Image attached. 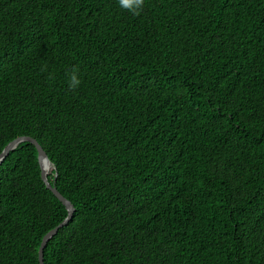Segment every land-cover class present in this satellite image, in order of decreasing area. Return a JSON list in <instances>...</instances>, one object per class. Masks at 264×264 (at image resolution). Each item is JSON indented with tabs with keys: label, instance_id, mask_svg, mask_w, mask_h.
Returning <instances> with one entry per match:
<instances>
[{
	"label": "trees",
	"instance_id": "obj_1",
	"mask_svg": "<svg viewBox=\"0 0 264 264\" xmlns=\"http://www.w3.org/2000/svg\"><path fill=\"white\" fill-rule=\"evenodd\" d=\"M21 137L75 208L45 264H264V0H0V155ZM38 155L0 166V264L69 215Z\"/></svg>",
	"mask_w": 264,
	"mask_h": 264
},
{
	"label": "water",
	"instance_id": "obj_2",
	"mask_svg": "<svg viewBox=\"0 0 264 264\" xmlns=\"http://www.w3.org/2000/svg\"><path fill=\"white\" fill-rule=\"evenodd\" d=\"M22 142H30L36 146V148L38 149V152H39L38 159H39V163H40L41 170H42L41 176H42V179H43L46 187L50 191L53 192V194L67 207V209L69 211V215H68L67 219L59 227L55 228L50 233H48L43 240L42 246H41L40 251H39V262H40V264H45L44 263V250H45L47 242L58 232V230L60 228H62L63 226H65L69 223V221L73 217V214L75 212V208L71 204V202H69L65 197H63V195L61 193H59L58 190L53 185H51V183L49 182V180H48L49 172L46 170L45 165L48 163L50 166H53V164L49 160L47 153L43 150V148L37 142V140H35L31 137H21V138L16 139L15 141L11 142L6 147L4 152L0 155V166H1L2 162L7 158V156L13 150H15L19 146V144H21Z\"/></svg>",
	"mask_w": 264,
	"mask_h": 264
},
{
	"label": "clouds",
	"instance_id": "obj_3",
	"mask_svg": "<svg viewBox=\"0 0 264 264\" xmlns=\"http://www.w3.org/2000/svg\"><path fill=\"white\" fill-rule=\"evenodd\" d=\"M118 6L133 14L139 15L145 6L146 0H117ZM82 83L81 72L78 67H73L68 74V86L76 90Z\"/></svg>",
	"mask_w": 264,
	"mask_h": 264
},
{
	"label": "bare ground",
	"instance_id": "obj_4",
	"mask_svg": "<svg viewBox=\"0 0 264 264\" xmlns=\"http://www.w3.org/2000/svg\"><path fill=\"white\" fill-rule=\"evenodd\" d=\"M49 167H50V165L47 163V164L45 165L46 170H47ZM47 171H48V170H47Z\"/></svg>",
	"mask_w": 264,
	"mask_h": 264
}]
</instances>
